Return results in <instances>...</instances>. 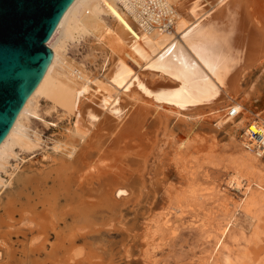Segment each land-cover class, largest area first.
<instances>
[{"label":"rangeland","instance_id":"obj_1","mask_svg":"<svg viewBox=\"0 0 264 264\" xmlns=\"http://www.w3.org/2000/svg\"><path fill=\"white\" fill-rule=\"evenodd\" d=\"M185 1L169 0L176 7ZM259 3L264 12V0ZM218 12L212 21L225 24L229 11ZM103 18L110 32L103 38L83 31L65 38L60 30L54 44L64 41L61 59L73 70L66 68L55 83L33 95V113L23 118L32 147L14 146L1 166L0 264H33L35 259L37 264H264V200L259 197L264 194V159L257 158L252 168L240 161L246 152L241 142L246 126L256 119L264 122V66L255 64L264 56L252 59L233 100L218 112L203 111L211 98L202 90L198 96L205 97L204 103L199 99L196 104L202 113L192 118L145 106L133 92L123 94L128 114L122 122L141 104L142 137H123L115 149L119 152L110 154L107 136L82 139L75 130L83 100L103 103L93 93L99 92V81L110 68L107 42L115 28L111 16ZM173 51L167 64L152 69L168 77L153 81L144 72L142 80L156 87L165 83L162 87L171 90L186 87L179 96L190 99L192 86L201 84L191 82L185 66L174 68L185 55ZM130 65L143 75L136 63ZM72 82L89 87L85 92ZM154 93L158 101L169 98L168 93ZM237 104L241 114L221 127L222 115ZM89 139L97 144L90 149L93 171L80 160L87 159ZM71 145L81 154L75 160L69 156ZM253 196L258 202L250 204ZM44 207L50 211L46 216Z\"/></svg>","mask_w":264,"mask_h":264},{"label":"bare ground","instance_id":"obj_2","mask_svg":"<svg viewBox=\"0 0 264 264\" xmlns=\"http://www.w3.org/2000/svg\"><path fill=\"white\" fill-rule=\"evenodd\" d=\"M259 1L260 0H186L183 5L176 7L171 5L169 0H78L70 10L61 28V31L63 29V37H73L76 32L80 31L93 33L101 38L110 35L108 23H106L103 18L104 15H109L114 19L115 28L113 30V37H109L107 42L110 50V68L101 81H99V92L97 91L98 93L95 95L93 93V96L100 100L102 99L103 103L91 99V102L83 100L79 104L77 110L79 116L75 126L76 134L82 139H85L87 136L89 138L90 135L96 134L101 138L107 136L108 140L111 139V146L108 148L110 149V152L108 151L110 154L118 148L119 142L121 143L124 141H121L123 137L131 135L140 137L142 135V124L145 117V114L140 110L141 104L138 103L136 109L122 122L124 115L128 112L125 111L128 104L124 103V101L123 103L121 102L124 99L122 97L123 94L128 95L130 92L136 94L139 102L145 103V106L166 109L171 113L186 118H192L195 116L194 114L201 115L202 112L200 109H196V104L200 101L199 99L202 100V97H204L198 96L201 90L204 92L203 95L205 94L206 97L209 96L211 98L208 97L210 103L205 101L208 104L202 105L204 112L205 109L211 111V113L212 111L218 112L219 109L226 107L227 103L233 100L234 93L237 91L236 87H238L244 75L252 68L249 63H252L253 58L260 55L264 56V12L260 10L262 6H260ZM220 8H224L230 13V16L227 15V19H222L225 24H216V22L212 21L219 13L218 11ZM222 11L223 10L220 12L221 15ZM163 17H167V21H164ZM232 17L233 22L230 23ZM215 18L217 19V17ZM255 20L258 21L257 24ZM168 21L173 25L172 29H168ZM239 40H242V44L239 43ZM63 43L64 41L60 40L52 46L51 49L54 52V59L33 95L43 85L55 83L66 68L70 69V66L61 59V47ZM172 51L175 53L179 52L182 56L185 55V60L180 58L181 60L177 62L174 68L179 70L177 67L185 66L189 70L191 82H193L192 80H196L195 82L198 81V84H201V88L199 86L197 87L195 83L194 86L190 84L193 90L189 92L191 96L193 94V100L192 98L189 99V95L187 96V94H182V97L179 96V91L183 90L181 87L171 90L170 86V88H168L166 85L164 88L162 86H164L165 83L164 85L160 83L157 87L161 86L162 88L159 87L158 89H154L156 87L154 82L149 83L142 80V78L145 77L144 72L146 74H152L153 81L158 78L168 77L164 72L161 73L159 70H157L158 73H153L152 69L167 64L168 53ZM187 57H189V60ZM130 61H133L140 67V72H143H141L143 77L139 76L132 68ZM257 61H259V59ZM255 64L264 66V57L263 60L261 59L259 63L256 62ZM72 67L71 69L73 70ZM181 69L178 71L179 73ZM225 70H227V72L223 73ZM185 74L188 73L185 72ZM78 75L80 76L81 73ZM185 76L187 77V75ZM190 76L187 78H190ZM77 82L75 84L72 82L74 84L73 87L76 84L79 85L78 88L76 87L77 89L82 86V89L85 91L87 90L85 87H89L87 85L84 87L83 84ZM186 83L187 80L185 81V84ZM212 83L213 85H211ZM172 84H174V82ZM176 84L178 86L179 82L177 81L175 85ZM166 88L169 90V93L165 92L168 91ZM185 88L186 87H184L183 91H185ZM155 91L160 94L159 97L164 96L165 93L167 95L168 93L167 96L169 98L164 99V97H162L163 99H160V101L155 97L153 99L152 95L155 94ZM33 95L27 101L9 135L0 145V169L6 158L12 153L14 146L18 145L24 148L32 147V142L27 133V126L23 123V118L26 117L28 113H33V107L30 105ZM132 97H134V95ZM203 99L205 100V97ZM204 100H202L203 103ZM199 107L200 106H198V108ZM234 107L237 108L241 114L243 110L242 105L237 104ZM134 108L135 107H133V109ZM222 116L223 119L220 121L221 127L234 120L228 113ZM253 122H259V120L256 119ZM101 131L107 133H102L100 135L99 133H101ZM97 143L101 144L99 140ZM87 145L89 148L83 156L87 158L85 161L80 156L81 154L78 153L79 150L76 146H70L72 147V151L69 156L72 160L80 156V160L82 161L81 164H89L88 167H91L90 171H93L95 167L93 165L94 162H90L89 160L92 156L90 149L97 147V144L89 139L87 140ZM80 150L82 151V149ZM105 151L106 150L102 148V155ZM115 151V153L119 152L118 150ZM246 152L240 157V161L242 164H246L252 168V165L258 161V157L250 154L248 151ZM30 179L31 178H29L27 182H30ZM67 183H69V180ZM39 184L40 182L37 183V186ZM42 191L41 194L45 193ZM259 197L264 200V194ZM56 198L57 196L55 195L52 197L54 201H56ZM44 199L45 198H43V200ZM52 199L49 200L51 201ZM256 201L257 197L253 196L250 204H254ZM49 212L48 209H45L43 214H48ZM47 214H45V216ZM52 217L54 216L52 215ZM37 261V259H35V261L33 260V264H37Z\"/></svg>","mask_w":264,"mask_h":264},{"label":"water","instance_id":"obj_3","mask_svg":"<svg viewBox=\"0 0 264 264\" xmlns=\"http://www.w3.org/2000/svg\"><path fill=\"white\" fill-rule=\"evenodd\" d=\"M77 1L0 0V145L48 71Z\"/></svg>","mask_w":264,"mask_h":264},{"label":"built area","instance_id":"obj_4","mask_svg":"<svg viewBox=\"0 0 264 264\" xmlns=\"http://www.w3.org/2000/svg\"><path fill=\"white\" fill-rule=\"evenodd\" d=\"M163 19L167 21V17H163ZM172 28L173 25L168 21V29ZM228 115L236 118L240 115V112L232 106L228 109ZM241 142L246 151L264 159V122L249 123L241 135Z\"/></svg>","mask_w":264,"mask_h":264}]
</instances>
